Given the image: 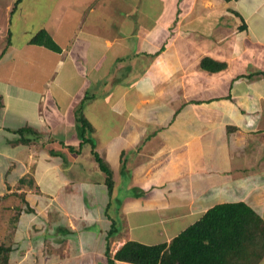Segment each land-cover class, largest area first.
Returning <instances> with one entry per match:
<instances>
[{
    "label": "crops",
    "instance_id": "0c3cea01",
    "mask_svg": "<svg viewBox=\"0 0 264 264\" xmlns=\"http://www.w3.org/2000/svg\"><path fill=\"white\" fill-rule=\"evenodd\" d=\"M50 4L47 20L62 14L70 26L35 31L61 48L45 51L51 64L41 68L28 31L0 56V220L18 210L27 227L1 243L8 263L110 264L126 242L169 243L220 204L244 203L264 221V0ZM204 58L226 68L208 72ZM79 105L113 171L111 195L77 140Z\"/></svg>",
    "mask_w": 264,
    "mask_h": 264
},
{
    "label": "trees",
    "instance_id": "16d2710c",
    "mask_svg": "<svg viewBox=\"0 0 264 264\" xmlns=\"http://www.w3.org/2000/svg\"><path fill=\"white\" fill-rule=\"evenodd\" d=\"M29 44L61 53V48L45 29L38 30ZM201 68L215 73L224 70L226 65L204 58L201 60ZM2 106L0 97V109ZM81 109L80 106L78 118H75L78 137L81 138V145L87 143L91 146V155L103 174L104 184L111 195L114 186L113 171L95 152L94 140L87 137L86 132L91 133L92 127L83 117ZM24 130L31 129L23 127L16 130L20 143H27ZM9 253L10 248L0 244V257L3 255L1 264H9ZM263 258V219L244 203H230L210 208L169 243L144 245L128 241L116 251L109 263L114 264L116 260L130 264H258Z\"/></svg>",
    "mask_w": 264,
    "mask_h": 264
},
{
    "label": "rangeland",
    "instance_id": "374dc122",
    "mask_svg": "<svg viewBox=\"0 0 264 264\" xmlns=\"http://www.w3.org/2000/svg\"><path fill=\"white\" fill-rule=\"evenodd\" d=\"M19 1L20 0H0V56H1L2 52H4L8 48L7 47L8 43L10 45H14L15 47H17V46H20L21 44H23L24 41H26L28 39V37H30V36H26L24 34L25 33L24 31H28V32L33 34V33H35V31L37 29H39L40 27L42 28L45 21H48L47 15L49 14L51 8H53L52 4L48 5V7H45L43 5L44 0H25V2H24L25 7H24L23 13H22L24 16H22L19 19V21L16 22V18H18V15L14 16V14L17 13L14 10L16 7H18ZM142 9H143V6L140 5L138 12H141ZM57 13H58V11L56 10L55 14H57ZM58 19L59 20L52 19L53 22L48 21L49 22L48 27H50L52 25H53V27H57V26L61 27V28H59L60 30H58L56 32L55 37L60 32H62V35L66 34L65 32H67V30L69 31V29H70L69 23L65 24V19L63 18L62 14H61L60 18H58ZM66 20L67 21L71 20V16L69 14L66 16ZM11 21H12V25H10ZM63 26H65V27H63ZM66 35H68V34H66ZM55 37L53 39H55ZM40 51L41 52H39V53H41V54H40L39 60L41 62V68H45L46 66H49L51 64V62H50L49 57L46 53L47 49L44 47H41ZM30 52L35 53V51H30ZM20 64H21V66H23V71L26 69L25 71H28V73H31V69L35 68L34 64H32L30 62V59L26 58V57H23ZM4 74L5 73H3V75ZM38 76H39V79H42L44 77V75H42V74H38ZM18 78H19L18 81H19V83H21V85H26L28 83L27 80L26 81L22 80L20 76H18ZM79 107H80V105H79ZM79 107L77 108V110L74 114L75 118L76 117L78 118L77 111H78ZM42 112L44 114V111H42ZM23 121H24L23 123L25 124L26 123L25 120H23ZM25 125L26 126H24V128L30 129V126L28 124H25ZM76 125H77V121L75 122V128H76ZM24 132H25L24 137L27 139L31 138L34 134V132L32 130H24ZM71 133L73 134V131H71ZM86 135H87V137H89L90 133L86 132ZM77 137H78V134H77ZM77 140L79 141V143L82 142L81 138H79V137ZM85 144H87V143H85ZM75 147H77V145ZM46 148H47V146H46ZM89 150H90L89 146L83 145L82 150H79V151H81V154L79 155V157L80 158H84V157L90 158L91 156H90ZM94 172L95 171L91 172V176H90V178H93L92 179L93 181H95V179H97L100 176L99 172H97V171H96V173H94ZM97 175H99V176H97ZM27 178H25L24 180L26 183H29V179L27 180ZM17 211L18 210H11L9 212L10 215L6 214L7 215L6 221L0 220V244L3 243L4 245L9 246L11 244V241L14 239V237L16 235H18L19 237H21L20 235H24L27 237V235H26L27 234V227L24 226L25 221H24V219L21 220V218H22L21 212H17ZM20 223H22V224H20ZM33 229H34V227H33ZM110 255H111V253H110ZM113 255H111V257ZM2 256L0 257V264H1ZM258 264H264V258Z\"/></svg>",
    "mask_w": 264,
    "mask_h": 264
}]
</instances>
